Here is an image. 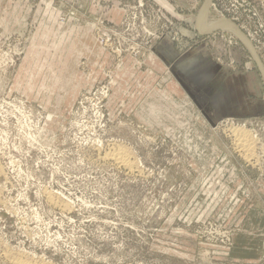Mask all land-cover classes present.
Wrapping results in <instances>:
<instances>
[{"label": "rangeland", "instance_id": "obj_1", "mask_svg": "<svg viewBox=\"0 0 264 264\" xmlns=\"http://www.w3.org/2000/svg\"><path fill=\"white\" fill-rule=\"evenodd\" d=\"M206 1L0 0V264H264V76ZM209 8L264 64V0Z\"/></svg>", "mask_w": 264, "mask_h": 264}, {"label": "water", "instance_id": "obj_2", "mask_svg": "<svg viewBox=\"0 0 264 264\" xmlns=\"http://www.w3.org/2000/svg\"><path fill=\"white\" fill-rule=\"evenodd\" d=\"M212 1H213V0H207V1L204 3L202 9H203L204 7H209V6L211 5ZM202 9L200 10V12H199V14L197 15V18H196V30H197L200 34H202V35H208V34H211V33H213V32H216V31L222 29L225 25H231V26H233V27L237 30L239 36L242 37V38L244 39V43H245V41H246L247 44H246V43H245V44H246V45L250 48V50L252 51V53H253V55H254V57H255V60H256L257 64L259 65V68H260V70H261V72H262V74H263V76H264V64H263V62H262V60H261V58H260V56H259V54H258L256 48L254 47L252 41H251L250 38L247 36V34H246V33L240 28V26H239L236 22H234V21H232V20H230V19H226V20H224L223 22H221L220 24H218L217 26H215L214 28H212V29H210V30H204V29L200 26V24H199V21H200V18H201V14H202ZM242 41H243V40H242Z\"/></svg>", "mask_w": 264, "mask_h": 264}, {"label": "bare ground", "instance_id": "obj_3", "mask_svg": "<svg viewBox=\"0 0 264 264\" xmlns=\"http://www.w3.org/2000/svg\"><path fill=\"white\" fill-rule=\"evenodd\" d=\"M209 7H204L202 9V14H201V18H200V21H199V24L200 26L204 29V30H210L212 28H214L215 26H217L218 24H220L221 22H223L224 20H226L227 18H220V19H211V17H209L208 13H209ZM222 30H225V31H229L231 33H233L234 35H236L239 39L243 40L244 39L242 37L239 36L237 30L231 26V25H225ZM246 43V41H245ZM247 44V43H246ZM244 140V139H243ZM125 161V160H124ZM126 164V163H125ZM19 260V259H18ZM21 264H31L28 263V261L25 262V260L19 262ZM36 264V263H35Z\"/></svg>", "mask_w": 264, "mask_h": 264}]
</instances>
